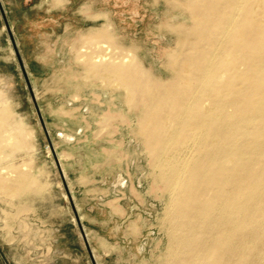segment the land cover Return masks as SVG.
<instances>
[{
	"label": "bare ground",
	"instance_id": "1",
	"mask_svg": "<svg viewBox=\"0 0 264 264\" xmlns=\"http://www.w3.org/2000/svg\"><path fill=\"white\" fill-rule=\"evenodd\" d=\"M165 3L184 19L157 26L174 38L159 75L133 46L118 43L106 13L83 5L84 17L102 22L72 46L78 78L117 94L106 119L131 115L128 129L148 157L149 189L164 197L166 248L157 264H264V0ZM4 95L0 88V160L26 139ZM1 168L0 191L19 197L33 188L24 168Z\"/></svg>",
	"mask_w": 264,
	"mask_h": 264
},
{
	"label": "rangeland",
	"instance_id": "2",
	"mask_svg": "<svg viewBox=\"0 0 264 264\" xmlns=\"http://www.w3.org/2000/svg\"><path fill=\"white\" fill-rule=\"evenodd\" d=\"M0 1L10 27L0 11V88L26 133L23 146L3 155L0 170L18 166L34 180L19 197L0 191V264H157L166 248L159 227L164 197L149 189L148 157L128 129L131 115L104 117L119 97L100 81L91 86L78 78L71 49L82 44L80 33L102 22L84 17L87 4L91 13H106L118 43L133 46L159 75L174 38L157 26L184 16L165 0H28L26 11L19 0Z\"/></svg>",
	"mask_w": 264,
	"mask_h": 264
},
{
	"label": "water",
	"instance_id": "3",
	"mask_svg": "<svg viewBox=\"0 0 264 264\" xmlns=\"http://www.w3.org/2000/svg\"><path fill=\"white\" fill-rule=\"evenodd\" d=\"M3 16H4V18H5L4 12H3ZM5 26H6V28L8 29V31L10 32V27H9V24H8L6 18H5ZM10 37H11L12 42H14V38H13L12 34H10ZM18 59H19V62H20V64H21L22 69L24 70V66H23L22 63H21V60H20V57H19V56H18ZM25 78L27 79L26 73H25Z\"/></svg>",
	"mask_w": 264,
	"mask_h": 264
},
{
	"label": "flooded vegetation",
	"instance_id": "4",
	"mask_svg": "<svg viewBox=\"0 0 264 264\" xmlns=\"http://www.w3.org/2000/svg\"><path fill=\"white\" fill-rule=\"evenodd\" d=\"M26 1H28V0H19V5L21 6V7H23L24 6V3H26ZM0 11H1V15H2V18H3V20H4V23H5V18H6V15H5V12H4V10H3V7H2V4H1V1H0ZM3 12H4V15H5V18H4V16H3ZM6 20H7V18H6ZM8 22V21H7ZM9 24V23H8Z\"/></svg>",
	"mask_w": 264,
	"mask_h": 264
},
{
	"label": "crops",
	"instance_id": "5",
	"mask_svg": "<svg viewBox=\"0 0 264 264\" xmlns=\"http://www.w3.org/2000/svg\"><path fill=\"white\" fill-rule=\"evenodd\" d=\"M28 2L26 1V3H24V6H23V8H25V11H26V4H27Z\"/></svg>",
	"mask_w": 264,
	"mask_h": 264
}]
</instances>
